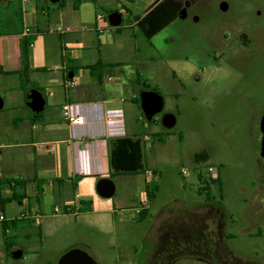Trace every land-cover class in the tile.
<instances>
[{
  "label": "rangeland",
  "instance_id": "374dc122",
  "mask_svg": "<svg viewBox=\"0 0 264 264\" xmlns=\"http://www.w3.org/2000/svg\"><path fill=\"white\" fill-rule=\"evenodd\" d=\"M9 1L18 6L17 0ZM145 3L130 7L141 13ZM3 4L0 16L7 18L11 12L8 3ZM99 5L107 44L113 47L119 40V59L127 63L111 74L113 81L106 76L94 90L106 98L126 100L124 131L128 136H148L144 163L155 170L158 190L144 220L133 213L131 219L128 211L121 222L99 233L82 225L91 222L82 217L52 239L45 254H24L8 263L0 259V264H54L70 249L85 251L97 264H209L195 257L194 242L181 238L194 231L195 224H205L204 234L213 230V206L223 215L227 248L240 260L264 264L259 129L264 115V0L185 3V18L179 16L150 40L137 28L125 29L124 16L117 32L110 28L107 16L122 8L111 10L112 3L103 0ZM242 37L250 44H239ZM137 76L163 98L162 112L150 122L131 101L139 90L134 88ZM164 113L176 117L171 130L160 123ZM200 152L208 159L198 164L194 156ZM209 168L221 186L220 193L217 185L211 186V203L198 192V175L206 181L212 178ZM182 170L187 177H182ZM165 250L170 251L167 261L162 257Z\"/></svg>",
  "mask_w": 264,
  "mask_h": 264
},
{
  "label": "crops",
  "instance_id": "0c3cea01",
  "mask_svg": "<svg viewBox=\"0 0 264 264\" xmlns=\"http://www.w3.org/2000/svg\"><path fill=\"white\" fill-rule=\"evenodd\" d=\"M17 1L22 28L0 36V67L14 73L0 74V216L3 217L0 259L5 263L23 259L24 254L38 257L45 254L50 241L82 217L91 221L81 222L82 225L99 233L108 225L121 222L128 211L134 219L139 206L147 203L149 207L145 194L148 173L152 174L150 182H155L152 173L155 170L146 163L142 174L114 175L109 156L105 158L87 140H73L62 117L64 103H101L125 111V99L120 106L117 102L121 98L95 93L97 86L87 69L97 61L117 64L114 74L127 63L119 59L121 42L115 39L110 47L104 23L96 21L101 0L95 3L81 0L78 9L73 8V0H64L62 7L47 0H30L24 6ZM103 1L112 3L111 10L122 8L121 14L127 8L130 13L124 16L128 21L124 27L132 29L136 26L131 18L143 16L160 0H144L141 13H134L130 6L143 0ZM25 35L32 36L33 41L28 51V70L20 76L19 41ZM68 80H73L75 85L69 88ZM29 90H35L44 99V109L38 117L32 116L27 106ZM85 129L89 128H79L76 132L80 134ZM124 137L141 139L144 159L148 136L125 133L121 138ZM103 178L114 184L115 192L110 198H103L96 191L98 180ZM55 208L58 213H54ZM16 220L30 221L29 226L16 225L5 232L12 244L10 254L20 250L19 259L8 254L3 237V224ZM21 242L23 246L19 245Z\"/></svg>",
  "mask_w": 264,
  "mask_h": 264
},
{
  "label": "trees",
  "instance_id": "16d2710c",
  "mask_svg": "<svg viewBox=\"0 0 264 264\" xmlns=\"http://www.w3.org/2000/svg\"><path fill=\"white\" fill-rule=\"evenodd\" d=\"M95 3V0H90ZM132 1V0H129ZM198 0H160L158 1L149 11H147L143 16H133L131 19L134 21L136 28L140 31V33L147 39H152L155 35L160 33L163 29L173 23L178 17L180 11L183 9L185 3H195ZM8 3V8L11 12V16L7 18H0V36L4 35H11L13 29L22 28L21 23V13L20 7L11 4L8 0L5 2ZM81 0H73V8L78 9ZM64 4V0H60L57 4L58 7H62ZM125 14L129 15V11L127 8H124ZM123 20V18H122ZM116 32L118 28H113ZM33 41L32 36L25 35L19 41V59L21 65V71L18 73L21 76V73H24L28 70L29 67V47ZM119 67V65L115 64H104L101 61H97L91 66H88L87 69L89 70L90 77L93 82L97 85H101L104 81L106 76H111L114 69ZM71 73H74V70L71 69ZM0 74L2 75H10L14 74L13 72L4 71L0 67ZM17 74V73H16ZM21 84L23 83L22 77H20ZM134 88H138V92L136 90V94H134L133 102L139 107V92L142 90H154L150 89L149 86L146 84L145 80H141L139 76L136 77ZM135 90V89H134ZM162 141V138H160ZM109 167L114 175H137L142 174L145 171L144 159H143V146L142 141L140 138H117L109 141ZM208 155L205 152L197 153L194 156L195 163H202L207 161ZM153 175H156L155 172H152ZM209 180V181H208ZM207 181L206 179L198 175L199 187L198 192L199 194H203L205 196V200L207 202H212L214 199L211 196V186L217 185L218 191L220 193L221 186H220V179L216 177L215 179L209 178ZM158 188L155 182L151 181L149 184L146 185L145 194L148 202L150 203L154 197L155 193L157 192ZM148 216V211L143 210L138 215L139 220H144ZM25 224L27 226L30 225L29 220H16L12 222H7L3 224V237L5 241V247L9 255L10 248L12 244L10 239L6 236V230L12 228L16 225ZM194 231L181 238L182 241H186L192 243L194 242ZM194 244V243H193ZM51 264V263H49ZM56 264V263H55Z\"/></svg>",
  "mask_w": 264,
  "mask_h": 264
},
{
  "label": "built area",
  "instance_id": "2783aa9c",
  "mask_svg": "<svg viewBox=\"0 0 264 264\" xmlns=\"http://www.w3.org/2000/svg\"><path fill=\"white\" fill-rule=\"evenodd\" d=\"M30 0H19L22 6L26 5ZM125 16L126 14H121ZM96 21L100 23L105 22V16L101 13H97ZM108 81H113L111 76L107 77ZM75 82L73 80L67 81L69 88L73 87ZM124 102L123 99L117 103L121 106ZM61 112L63 120L69 126L71 131V138L73 140H87L90 143L89 146H97L105 158L109 156V140L121 138L125 136L124 131V112L122 107L109 108L103 104H71L64 103L61 106ZM85 129L82 133H77L79 128ZM97 128V132L93 130ZM147 138H145L146 140ZM208 173L212 175L211 179H215V170L213 168L208 169ZM183 178L187 177V172L181 171ZM151 173H148L149 183L151 180ZM147 209V203H143L140 208L135 210V214L139 215L141 211ZM54 213H58V209L55 208ZM0 221H3V217L0 216Z\"/></svg>",
  "mask_w": 264,
  "mask_h": 264
},
{
  "label": "water",
  "instance_id": "95a60500",
  "mask_svg": "<svg viewBox=\"0 0 264 264\" xmlns=\"http://www.w3.org/2000/svg\"><path fill=\"white\" fill-rule=\"evenodd\" d=\"M7 0H0V3H4ZM51 4H58L60 0H47ZM220 9L226 10V5L221 4ZM180 18H185V11L182 9L179 13ZM107 23L111 28H118L122 23V15L118 12H112L107 16ZM139 108L144 115L147 122H150L154 116L160 114L163 110L164 102L162 96L152 90H142L139 93ZM44 99L35 90H29L27 106L31 110V114L34 117H38L44 109ZM1 107V101H0ZM160 123L163 128L171 130L176 125V117L171 113H164L160 118ZM259 129L262 134L260 142V157L264 158V115L259 122ZM96 191L99 196L103 198H110L115 192L114 184L111 180L103 178L98 180L96 184ZM13 259H19L21 257V251L16 250L12 253ZM56 264H97L95 260L89 256L83 250L70 249L62 254Z\"/></svg>",
  "mask_w": 264,
  "mask_h": 264
},
{
  "label": "flooded vegetation",
  "instance_id": "af4514ba",
  "mask_svg": "<svg viewBox=\"0 0 264 264\" xmlns=\"http://www.w3.org/2000/svg\"><path fill=\"white\" fill-rule=\"evenodd\" d=\"M238 43L242 46L246 45L247 43L250 44V42H248L245 37H242L240 40H238ZM212 210H214V212L216 211V213L212 215L214 218H212V224L210 225V227L212 226L214 228L213 230H210L208 234H204L203 227L205 224H199V226L195 224L194 226L195 236L193 247L196 249L195 257L209 264H258V262L253 263L240 260L233 254L232 251L227 248L225 241L228 238V235L223 234L225 226L223 215L218 209L215 208V206H213ZM211 214H213V212ZM169 254L170 251L165 250L162 256L164 261L171 259ZM154 259H156V257Z\"/></svg>",
  "mask_w": 264,
  "mask_h": 264
}]
</instances>
